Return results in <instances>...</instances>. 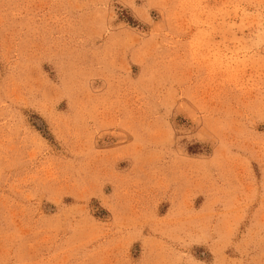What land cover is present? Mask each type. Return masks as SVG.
I'll use <instances>...</instances> for the list:
<instances>
[{
	"label": "rangeland",
	"instance_id": "374dc122",
	"mask_svg": "<svg viewBox=\"0 0 264 264\" xmlns=\"http://www.w3.org/2000/svg\"><path fill=\"white\" fill-rule=\"evenodd\" d=\"M0 264H264V0H0Z\"/></svg>",
	"mask_w": 264,
	"mask_h": 264
}]
</instances>
